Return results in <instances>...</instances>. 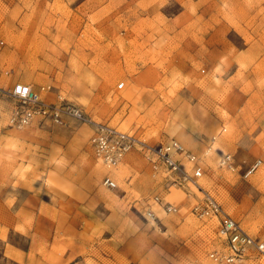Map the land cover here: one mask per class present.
I'll return each instance as SVG.
<instances>
[{"label":"rangeland","instance_id":"obj_1","mask_svg":"<svg viewBox=\"0 0 264 264\" xmlns=\"http://www.w3.org/2000/svg\"><path fill=\"white\" fill-rule=\"evenodd\" d=\"M0 39L4 84L51 85L50 98L96 122L177 140L200 157L199 184L264 241V0H0ZM8 108L0 101V264H215L216 223L192 214L195 189L167 185L136 152L107 170L90 126L14 129Z\"/></svg>","mask_w":264,"mask_h":264},{"label":"built area","instance_id":"obj_2","mask_svg":"<svg viewBox=\"0 0 264 264\" xmlns=\"http://www.w3.org/2000/svg\"><path fill=\"white\" fill-rule=\"evenodd\" d=\"M2 45L3 41L0 39V47ZM9 72L7 69L0 71V100L11 101L8 100L10 105L6 114L7 126L21 129L29 124L64 126L69 122L90 126L91 148L95 156L107 167L116 166L127 154L136 151L154 170H162L167 185L188 192L193 188L200 194L199 200L191 206V212L199 219L215 222L220 240L219 247L207 254L210 261L215 264H243L251 254L264 258V241L244 230L199 184L203 169L200 157L193 151L186 149L175 139L150 144L133 132H123L107 123L96 122L77 103L61 94L56 93L54 98H50L53 92L50 85L34 87L20 81L5 85L2 78L8 76ZM122 86L123 83L117 84L118 88ZM212 139H215V136ZM218 156L220 166L229 171L235 169V162L230 153L219 150ZM259 164L260 160H255L249 166L247 174ZM101 184L109 190L118 188L116 181L109 175L102 178ZM154 202L159 203L165 213L175 210L158 197L154 198ZM149 214L154 216L152 211Z\"/></svg>","mask_w":264,"mask_h":264},{"label":"bare ground","instance_id":"obj_3","mask_svg":"<svg viewBox=\"0 0 264 264\" xmlns=\"http://www.w3.org/2000/svg\"><path fill=\"white\" fill-rule=\"evenodd\" d=\"M5 85H8V84H5ZM33 86V85H32ZM51 86V85H50ZM34 87H37V86H34ZM9 101H10V99H8ZM7 99H1L0 101H6V102H8L9 103V101H8ZM11 102V101H10ZM9 105H10V103H9ZM85 111V110H84ZM86 112V111H85ZM30 125H35V124H29V125H27V126H25V127H28V126H30ZM60 126H63V125H60ZM65 126V125H64ZM24 127V128H25ZM14 129H18V128H14ZM21 129H23V128H21ZM117 129V128H116ZM124 132V131H123ZM91 133H92V129H91ZM91 135V134H90ZM90 137V136H89ZM88 141H89V139H88ZM177 141V140H176ZM180 143V142H179ZM181 144V143H180ZM89 145H90V143H89ZM182 145V144H181ZM183 146V145H182ZM90 147H91V145H90ZM184 147V146H183ZM93 151V150H92ZM136 152V151H135ZM136 153H138V152H136ZM93 154H94V152H93ZM139 154V153H138ZM94 156H95V154H94ZM96 157V156H95ZM97 158V157H96ZM100 162H101V164L105 167V169H107V170H111V168L110 167H107L103 162H102V160L101 159H99V158H97ZM124 159V158H123ZM122 159V160H123ZM121 160V161H122ZM120 161V162H121ZM114 167V166H113ZM91 169V168H90ZM92 171L94 172V173H97V172H100V170H99V167H94V169H92ZM106 171V170H105ZM211 195V194H210ZM212 196V195H211ZM157 206H158V208L162 211V212H164L163 211V209H162V207H161V205H159V203H155ZM165 213V212H164Z\"/></svg>","mask_w":264,"mask_h":264}]
</instances>
